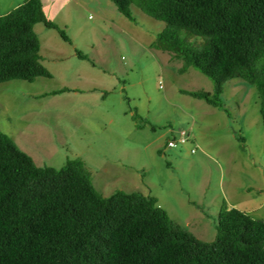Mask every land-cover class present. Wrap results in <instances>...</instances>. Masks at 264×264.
Wrapping results in <instances>:
<instances>
[{
	"label": "rangeland",
	"instance_id": "374dc122",
	"mask_svg": "<svg viewBox=\"0 0 264 264\" xmlns=\"http://www.w3.org/2000/svg\"><path fill=\"white\" fill-rule=\"evenodd\" d=\"M60 1L50 19L70 42L34 26L51 77L0 83V133L39 167L81 160L105 197L121 190L156 198L203 242L215 240L224 203L264 220V127L255 87L229 80L224 109L212 107L182 93L211 91L208 78L192 68L180 73V60L151 47L164 23L135 6L127 18L109 0ZM22 2L0 0V16ZM181 131L189 141L167 148Z\"/></svg>",
	"mask_w": 264,
	"mask_h": 264
},
{
	"label": "trees",
	"instance_id": "16d2710c",
	"mask_svg": "<svg viewBox=\"0 0 264 264\" xmlns=\"http://www.w3.org/2000/svg\"><path fill=\"white\" fill-rule=\"evenodd\" d=\"M109 1L127 18L135 6L164 23L151 47L180 60V73L192 68L212 84L183 94L224 109L227 81L254 86L264 127V0ZM36 24L70 42L42 0H24L0 16V83L51 77ZM0 264H264V220L224 203L215 240L203 242L156 198L121 190L105 197L81 160L39 167L0 133Z\"/></svg>",
	"mask_w": 264,
	"mask_h": 264
},
{
	"label": "crops",
	"instance_id": "0c3cea01",
	"mask_svg": "<svg viewBox=\"0 0 264 264\" xmlns=\"http://www.w3.org/2000/svg\"><path fill=\"white\" fill-rule=\"evenodd\" d=\"M24 1V0H23ZM44 5V12L48 19H50L51 16H55V11L59 8V6L62 4L60 0H42ZM20 5V4H19ZM18 6V5H17ZM16 6V7H17ZM15 8V7H14ZM59 11V10H58ZM47 12H50V15L47 14ZM52 14V15H51ZM49 16V17H48ZM51 20V19H50Z\"/></svg>",
	"mask_w": 264,
	"mask_h": 264
},
{
	"label": "built area",
	"instance_id": "2783aa9c",
	"mask_svg": "<svg viewBox=\"0 0 264 264\" xmlns=\"http://www.w3.org/2000/svg\"><path fill=\"white\" fill-rule=\"evenodd\" d=\"M189 138H190V135L187 132L181 131L177 140L172 139V140L167 141L166 147L175 148L178 146H182L189 141ZM193 152L194 150L191 149L190 153H193Z\"/></svg>",
	"mask_w": 264,
	"mask_h": 264
}]
</instances>
